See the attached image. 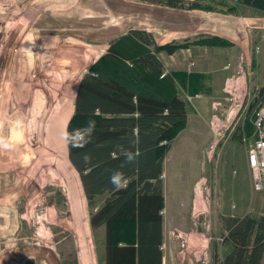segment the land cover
I'll list each match as a JSON object with an SVG mask.
<instances>
[{
    "label": "rangeland",
    "instance_id": "rangeland-1",
    "mask_svg": "<svg viewBox=\"0 0 264 264\" xmlns=\"http://www.w3.org/2000/svg\"><path fill=\"white\" fill-rule=\"evenodd\" d=\"M183 1V7H176L165 4V0H0V135H9L12 121L24 122L22 140L11 148L0 147V264H87L85 250H80L85 242L79 241L74 232L82 217L64 213L62 208L60 211L57 204L62 191L70 193L71 198L83 191L79 173L68 157L65 133L79 80L106 51L110 40L129 28L160 29L164 25V37L159 40L167 43L175 40L173 21H185L187 13H192L187 12L192 10V3L211 5L207 0ZM214 2L216 11L195 9L221 12L237 5L239 14L264 15V9L247 2L239 6L244 0ZM198 38L199 42L192 44L223 46ZM251 38L257 44L261 33L253 31ZM183 48L187 47L179 49ZM161 53L167 52L163 49ZM262 55L264 65V52ZM250 86L248 103L233 123L238 137L245 122H251L256 107L264 103L259 94L264 84ZM187 94L181 90L188 101ZM203 135V128L190 126L188 132L177 135L167 152L162 177L168 195L175 201L188 196L199 176L210 181L221 172L215 163L218 147L208 160ZM236 170L232 168L233 174ZM234 200L228 198L230 205ZM198 203L197 212L201 199ZM205 218L197 217L198 227H206L202 223ZM221 223L217 226L208 217L212 250L222 241L225 222ZM79 235L86 242L93 240L98 251L104 246V228L93 233L81 230ZM193 247L189 253L197 264H203L206 254L201 246ZM195 248L201 254L196 255ZM6 256L13 263L4 261ZM95 256L98 259L101 255L93 256V264H97Z\"/></svg>",
    "mask_w": 264,
    "mask_h": 264
},
{
    "label": "trees",
    "instance_id": "trees-1",
    "mask_svg": "<svg viewBox=\"0 0 264 264\" xmlns=\"http://www.w3.org/2000/svg\"><path fill=\"white\" fill-rule=\"evenodd\" d=\"M182 2L165 0L176 7H183ZM207 2L211 5L192 3L189 9L217 10L214 0ZM246 2L264 9V0H244L239 6ZM238 8L232 5L221 12L239 14ZM198 36L206 44L234 45L218 35ZM195 37L161 44L153 31L131 27L110 40L79 80L65 132L67 151L91 208V228L105 227V264H163L165 157L187 124L181 90L201 75L167 71L160 53L189 47L199 42ZM259 94L264 98V86ZM247 103L248 96L239 113ZM243 128L251 135L252 121ZM97 196L104 200L95 207ZM61 197L58 207L67 211L63 191ZM224 220L222 240L230 241L233 249L221 258L215 246L212 264H264V214Z\"/></svg>",
    "mask_w": 264,
    "mask_h": 264
},
{
    "label": "crops",
    "instance_id": "crops-1",
    "mask_svg": "<svg viewBox=\"0 0 264 264\" xmlns=\"http://www.w3.org/2000/svg\"><path fill=\"white\" fill-rule=\"evenodd\" d=\"M187 12L192 13L191 15L187 13L185 21H173L175 25L173 31H176L172 39L210 34L227 38L234 45L209 47L192 44L187 48L176 50L173 54L160 53L167 71L201 75V79H195L196 84L186 83L183 89L190 99L186 100L187 124L179 133L188 132L190 126L196 129L203 128L205 131V135L201 138L204 141L203 151L207 149L206 157L209 160L212 151L218 147L215 163L219 165L221 171L216 179L210 181L204 175L199 176L188 196H179L177 201L168 195L163 180L165 198L162 211L164 216L163 264H197L195 257L189 253L190 249L194 250V244L201 246L203 254H206L203 264H212V235L207 230L208 217L209 219L211 217V222L217 223L218 226L228 217H243L250 213L254 218H260L264 214V189L255 190L253 187L247 151L243 142V129L241 137L233 131V123L249 94V86L253 84L258 87L264 84L262 63L264 15L227 14L197 9ZM164 28V25L160 29L148 28L154 32L161 44H164L159 40L164 37V33L161 32ZM253 31L261 33L257 44L251 38ZM253 58L256 62L254 66ZM166 60L169 61V67ZM233 167L238 169L236 174L232 172ZM63 193L67 211H62L79 213L82 217L77 232L74 229L73 231L79 241L85 242L80 250H85L87 264H93V256H98V253L101 256L98 259L95 256L97 264H105L106 241L104 240V246L98 251L93 240L88 239L86 242L85 239H81L83 236L79 235L81 230L94 232L89 221L91 208L84 190L77 198H71L70 193ZM230 196L235 199L232 205L228 201ZM98 199L99 203L95 207L102 203L104 197L97 196L95 202ZM200 199L202 206L197 212ZM53 203L51 201V204ZM175 206H177L176 211ZM58 209L60 210L59 207ZM180 212L185 215L182 216ZM199 215L206 217L202 222L206 223L204 229L197 226ZM101 228L105 229V227ZM218 248L221 258H224L231 253L233 245L230 241L222 240ZM195 254L201 253H198L195 248ZM4 261L13 263L9 256H6Z\"/></svg>",
    "mask_w": 264,
    "mask_h": 264
},
{
    "label": "built area",
    "instance_id": "built-area-1",
    "mask_svg": "<svg viewBox=\"0 0 264 264\" xmlns=\"http://www.w3.org/2000/svg\"><path fill=\"white\" fill-rule=\"evenodd\" d=\"M255 96V95H254ZM253 133L243 131V142L247 151L248 165L255 190L264 189V103H260L252 117Z\"/></svg>",
    "mask_w": 264,
    "mask_h": 264
},
{
    "label": "clouds",
    "instance_id": "clouds-1",
    "mask_svg": "<svg viewBox=\"0 0 264 264\" xmlns=\"http://www.w3.org/2000/svg\"><path fill=\"white\" fill-rule=\"evenodd\" d=\"M23 131H24V122L22 119H16L12 121L9 135L7 137L0 135V147L6 149L13 147L15 143L22 140ZM129 160H131V156H129Z\"/></svg>",
    "mask_w": 264,
    "mask_h": 264
}]
</instances>
